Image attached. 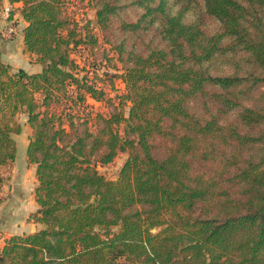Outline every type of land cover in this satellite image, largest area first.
Returning <instances> with one entry per match:
<instances>
[{
	"label": "trees",
	"instance_id": "1",
	"mask_svg": "<svg viewBox=\"0 0 264 264\" xmlns=\"http://www.w3.org/2000/svg\"><path fill=\"white\" fill-rule=\"evenodd\" d=\"M9 1L42 70L0 50V190L24 115L41 228L0 264H264V0H80L95 22L69 0ZM100 50L121 73L73 58Z\"/></svg>",
	"mask_w": 264,
	"mask_h": 264
},
{
	"label": "rangeland",
	"instance_id": "2",
	"mask_svg": "<svg viewBox=\"0 0 264 264\" xmlns=\"http://www.w3.org/2000/svg\"><path fill=\"white\" fill-rule=\"evenodd\" d=\"M69 1L72 6L70 9L72 16L75 17L77 21H82V19L86 17L92 19V21L95 22V12L86 1L84 3H81L80 0ZM16 26L17 33L13 39H7L3 37V48L8 46L16 48L15 46L17 43L14 42L18 34L17 22ZM214 28L215 25L211 24L210 29L213 30ZM15 50L18 52L20 51L19 49ZM20 53H22V51ZM102 53L103 50L95 52V55L91 54L92 56L86 52H82L81 54L76 53L73 55V58L81 66H86L87 69H90V71L94 69L93 66L90 67V65L95 63L97 67H99L98 73L100 75L103 73H109L113 75L121 73L120 65L118 63L115 64V62L110 63L107 60H104ZM22 56L26 61H28V57L24 53H22ZM114 64L116 65L115 68ZM91 77H94V75H91ZM113 81L114 89L112 92H109L111 97H114L113 95L115 94H121L124 91V84L121 82V80H117V78H115ZM90 104L92 105H90V109H86L87 112H91L90 115L96 113L107 114L111 111L108 104L105 105L104 103H95L92 101H90ZM85 114L82 112L80 115L84 116ZM19 122L22 125V133L20 135L14 136L18 149L16 159L9 167L3 169L4 183L0 190V239L20 231L22 227L25 228L27 223H33L29 221V217L37 210V205L34 199L35 188L37 185L34 175V166L28 163L26 155L27 146L29 144L30 137L32 136V130L26 123V117L24 115H20ZM161 151V149H158V153L160 155ZM126 159L127 156L122 154L115 160L113 164H110L107 167H100L99 171L107 179L116 180L118 178L119 171ZM33 207H35L34 212H30V214H28L27 212L31 211ZM12 208H15L16 212H20L21 210L24 211V217H26L27 223L24 217L21 218L20 216L15 218L17 219L16 222H13L10 217V215H13L11 212ZM13 225L14 227H12Z\"/></svg>",
	"mask_w": 264,
	"mask_h": 264
},
{
	"label": "crops",
	"instance_id": "3",
	"mask_svg": "<svg viewBox=\"0 0 264 264\" xmlns=\"http://www.w3.org/2000/svg\"><path fill=\"white\" fill-rule=\"evenodd\" d=\"M6 6H12L13 7L14 11L12 13V18L14 19L15 22L18 23V34H17V37H16L15 42H14V43H17V45L15 46L16 48L11 47V46L3 48V46H2V41H3V37H4L3 33H4V31L8 25V21L3 19V18L0 19V50L2 51L3 61L6 64L10 65L14 71H17L19 69H23L24 71H26L29 74H36V73L41 72L42 67L35 62L34 56H32L29 52H27L25 50L23 31L26 28L27 23L23 20L22 15H21L22 3L11 4L9 0H3V7H6ZM15 49H19L20 51L18 52ZM21 51H22V53H24L28 57V61H26L23 58L22 53H20ZM34 175H35V166H34ZM34 209H35V207H33V209L31 211H28L27 213L30 214V212H34ZM11 212L13 215H10V217H11L13 222L14 221L16 222V220H17V219H15L16 217L20 216L22 218L25 216L24 211H22V210L20 212H16L15 208H12ZM24 219L26 220V217H24ZM26 223H27V220H26ZM12 227H14V225ZM40 228H41L40 225H36L34 223H27L25 228L22 227V229L20 231L14 233L13 235L5 236V237L1 238L0 244L4 247L7 240L11 236L28 235V234L36 232Z\"/></svg>",
	"mask_w": 264,
	"mask_h": 264
},
{
	"label": "built area",
	"instance_id": "4",
	"mask_svg": "<svg viewBox=\"0 0 264 264\" xmlns=\"http://www.w3.org/2000/svg\"><path fill=\"white\" fill-rule=\"evenodd\" d=\"M13 11L14 10L12 6H6L0 9V19L3 18L8 21V25L3 33L4 37L7 39H13L17 33L16 22L12 18ZM2 249H3V246L0 244V256H1Z\"/></svg>",
	"mask_w": 264,
	"mask_h": 264
}]
</instances>
